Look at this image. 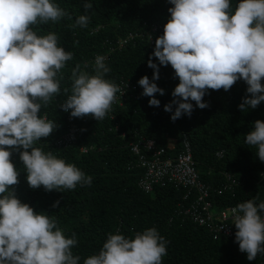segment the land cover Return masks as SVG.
Here are the masks:
<instances>
[{
  "label": "clouds",
  "instance_id": "clouds-1",
  "mask_svg": "<svg viewBox=\"0 0 264 264\" xmlns=\"http://www.w3.org/2000/svg\"><path fill=\"white\" fill-rule=\"evenodd\" d=\"M169 3L172 6L167 23L154 29L163 34L156 40L153 33L149 35L155 42L147 62L154 70L153 76L150 79L144 75L138 81L142 95L150 97L149 105L161 104L155 94L164 95L165 89L156 81L160 67L168 65L179 79L172 92L174 99L164 105L173 121L191 116L195 107H208L203 98L209 90L228 91L238 80L247 84V94L238 106L241 111L256 109L264 102V0ZM84 7L91 9L92 0H86ZM87 13L79 15L73 27L87 28ZM66 15L57 0H0V264H79L81 259L72 251L78 243L76 234L66 236L55 217L36 211L10 187L19 186L20 170L12 160L16 151L27 173L24 184L29 189L43 186L47 191H61L92 184V176L75 164L34 146L58 126L40 114L41 108L61 93L58 73L73 59V53L59 45L57 33L41 35L33 26L57 22ZM93 63V73L87 71V63L72 68L71 94L59 107L72 117L91 115L99 121L106 117L122 90L105 78L111 69L104 55H97ZM114 133L127 146L141 138L153 139L139 131L126 138L119 125ZM170 142L176 148V141ZM244 142L264 162V120L254 122ZM185 143L192 148L188 138L183 151ZM93 147L83 146L82 152L88 153ZM133 154L138 162V155ZM135 167L139 168L137 163ZM234 211L239 250L247 254L249 261L255 260L264 255V199L257 196L246 200ZM167 244L155 226L134 236L117 231L109 233L99 252L84 259L83 264H163Z\"/></svg>",
  "mask_w": 264,
  "mask_h": 264
},
{
  "label": "trees",
  "instance_id": "trees-1",
  "mask_svg": "<svg viewBox=\"0 0 264 264\" xmlns=\"http://www.w3.org/2000/svg\"><path fill=\"white\" fill-rule=\"evenodd\" d=\"M85 2L57 0L67 15L57 22L33 26L41 35L57 33L59 45L73 53V59L58 73L61 93L41 108L40 114L58 126L34 146L75 164L92 176V184L61 191H47L43 186L29 189L16 151L12 160L20 170L19 186L10 187L36 211L55 217L66 236L76 234L78 243L72 251L81 257L79 264L99 252L109 233L134 236L153 226L168 241L163 264H264V255L249 261L234 239L224 234L216 236L186 215L183 209L191 203L184 198L186 189L156 185L147 191L139 185L145 170L135 167L137 157L114 133L117 125L126 138L139 131L155 139L157 147L166 148L168 155L183 151V143L189 138L199 179L211 188L209 200L217 210L237 207L257 196L264 199V162L244 142L254 122L264 120V102L256 109L241 111L238 106L247 94V84L238 80L228 91L209 90L203 98L208 107H195L191 116L173 121L171 113L164 110V105L174 99L172 92L179 83L171 65L160 67L156 83L165 94H155L161 101L158 107L149 105L150 97L142 95L143 88L138 84L144 75L150 79L153 76L147 62L155 42L149 35L153 33L156 40L163 34L154 29L167 23L172 6L169 0H92L91 9H85ZM86 11L90 16L88 27H73L76 18ZM100 54L111 69L105 78L119 85L122 92L117 93L103 120L91 115L72 117L59 107L71 94V70L76 64L83 67L87 63V71L93 73V62ZM172 139L176 141L175 150L168 148ZM89 145L94 146L92 150L83 153V146Z\"/></svg>",
  "mask_w": 264,
  "mask_h": 264
},
{
  "label": "built area",
  "instance_id": "built-area-1",
  "mask_svg": "<svg viewBox=\"0 0 264 264\" xmlns=\"http://www.w3.org/2000/svg\"><path fill=\"white\" fill-rule=\"evenodd\" d=\"M130 147L139 157L137 166L145 170L141 185L147 191H152L156 185H173L186 189L184 198L191 202L190 207L185 210L186 215L216 236L224 234L235 240L233 221L236 206H225L218 210L217 206L214 207L209 200L211 188L199 179V171L189 143H185L184 151L174 153L175 155H168L167 149L157 147L153 139L131 141ZM168 148L175 150V144L169 142Z\"/></svg>",
  "mask_w": 264,
  "mask_h": 264
}]
</instances>
